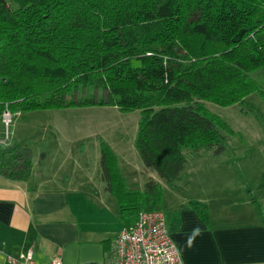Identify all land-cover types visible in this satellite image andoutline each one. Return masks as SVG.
<instances>
[{
  "label": "trees",
  "instance_id": "16d2710c",
  "mask_svg": "<svg viewBox=\"0 0 264 264\" xmlns=\"http://www.w3.org/2000/svg\"><path fill=\"white\" fill-rule=\"evenodd\" d=\"M260 68L264 0H0V123L5 110L138 112L134 148L172 189L189 158L226 153L230 129L206 104L264 99L251 77ZM79 87L103 95L78 97ZM99 167L123 229L161 205V186L130 189L104 143ZM30 170L28 148L0 143L1 176L27 181ZM191 207L205 220V206Z\"/></svg>",
  "mask_w": 264,
  "mask_h": 264
},
{
  "label": "crops",
  "instance_id": "0c3cea01",
  "mask_svg": "<svg viewBox=\"0 0 264 264\" xmlns=\"http://www.w3.org/2000/svg\"><path fill=\"white\" fill-rule=\"evenodd\" d=\"M68 128L86 126L64 129ZM239 166L227 152L213 156L203 151L189 158L175 189L159 183L149 170L145 177L138 178V171L128 177L135 188L127 184L133 190H142L148 180L161 186L157 210L165 214L183 264H264V192L258 196L241 178L230 177ZM31 168L27 181L0 175V264H15L29 250L35 264H48L57 256L62 264H105V252L123 226L115 199L107 198L101 186L92 189L101 177L59 173L43 163L34 170L32 158ZM205 172L210 175L201 179ZM251 197L260 204L262 216ZM192 203L206 207L205 220Z\"/></svg>",
  "mask_w": 264,
  "mask_h": 264
},
{
  "label": "rangeland",
  "instance_id": "374dc122",
  "mask_svg": "<svg viewBox=\"0 0 264 264\" xmlns=\"http://www.w3.org/2000/svg\"><path fill=\"white\" fill-rule=\"evenodd\" d=\"M251 77L264 95V68L251 73ZM77 95L101 98L103 91L79 87ZM206 106L230 129L229 132L222 131L228 140L226 152L240 164V170L233 168L234 173L230 177L241 178L242 183L251 190H257L259 196L264 192V99L255 93L246 97L244 103L226 108L213 104ZM138 119V112L121 113L112 107L14 114L8 129V143L28 148L34 170L40 169L43 163L47 170L74 172L76 177L90 174L93 179L100 177V147L104 143L115 157L118 170L124 175L126 182L131 184L128 177L136 171L138 178L145 177L146 170L154 174L142 165L134 148ZM79 123L86 128L64 129ZM4 133V127L0 123V139ZM23 153L25 152L20 151L19 158ZM41 154H44L42 160ZM60 164L61 167L58 166ZM205 168L208 166H203ZM209 175L208 172L200 173V178H207ZM155 177L159 183H164L156 175ZM97 186L104 188L102 181L95 180L92 189L99 190ZM102 192L107 198L114 200L108 192Z\"/></svg>",
  "mask_w": 264,
  "mask_h": 264
},
{
  "label": "built area",
  "instance_id": "2783aa9c",
  "mask_svg": "<svg viewBox=\"0 0 264 264\" xmlns=\"http://www.w3.org/2000/svg\"><path fill=\"white\" fill-rule=\"evenodd\" d=\"M11 121L12 115L5 110L1 116L5 132L2 144L8 143ZM15 264H35L32 250ZM48 264H62V260L57 256ZM105 264H183L170 237L165 214L159 210L139 213L134 225L121 230L113 239Z\"/></svg>",
  "mask_w": 264,
  "mask_h": 264
}]
</instances>
